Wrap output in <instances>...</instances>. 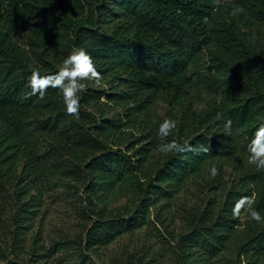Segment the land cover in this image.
I'll return each mask as SVG.
<instances>
[{
	"label": "trees",
	"instance_id": "1",
	"mask_svg": "<svg viewBox=\"0 0 264 264\" xmlns=\"http://www.w3.org/2000/svg\"><path fill=\"white\" fill-rule=\"evenodd\" d=\"M236 5L245 12L231 15ZM74 47L103 75L99 86L84 81L79 119L59 89L24 99L32 71L56 72ZM168 118V140L209 152L160 153ZM262 121L264 0H0L4 264H57L60 250L61 263L96 264L90 252L127 235L142 248L109 264H264V223L232 216L253 194L264 216V170L247 151ZM193 186L198 200L179 215L174 202ZM57 190L80 202L83 233L48 245L46 201Z\"/></svg>",
	"mask_w": 264,
	"mask_h": 264
},
{
	"label": "clouds",
	"instance_id": "2",
	"mask_svg": "<svg viewBox=\"0 0 264 264\" xmlns=\"http://www.w3.org/2000/svg\"><path fill=\"white\" fill-rule=\"evenodd\" d=\"M245 12V9L236 5L231 15L237 16ZM204 24L209 23V18H202ZM103 80L101 71L97 69L96 62L90 52L84 47H74L70 53L64 58L61 66L54 73L41 74L40 71H32L28 78L30 91L24 96L28 99L32 96H38L43 100L49 88L59 89L62 93L63 103L66 108V115L79 119L80 116V100L81 93L87 90V85L84 81H93L97 86ZM177 128V121L171 118L164 119L159 124L158 136L160 138L159 152L162 154H181V153H207L209 146L193 145L191 143H180L177 140H168V137L173 134ZM225 133L231 135L232 121L227 120L224 125ZM249 153L248 163L254 165L257 171L264 170V121L260 122L255 129L251 139L247 144ZM211 177L218 175L216 166L210 168ZM253 195H242L232 208V216L234 219H239L241 212L246 211L251 220L257 223H264V216L259 211L255 210Z\"/></svg>",
	"mask_w": 264,
	"mask_h": 264
},
{
	"label": "rangeland",
	"instance_id": "3",
	"mask_svg": "<svg viewBox=\"0 0 264 264\" xmlns=\"http://www.w3.org/2000/svg\"><path fill=\"white\" fill-rule=\"evenodd\" d=\"M24 40L25 37H22L23 42ZM195 189L196 186H193L192 190L183 194L181 199L174 202L173 208L176 213L181 215V212H183L185 207L188 208V206L193 205L198 200V195ZM62 192V190H57V192H54L46 201L48 212L46 213L45 234L47 236L46 240L48 245H50L52 237L57 238L63 236L65 239L69 240L70 238H74L76 235L83 233V225L78 217V210L75 209V205H73L77 204L78 207H81L80 202L75 201V195L62 194ZM163 232L167 235L164 229ZM136 240V236H124L111 245L108 251L105 250L99 254L90 252L89 256L96 264H109L112 255L122 253L125 249L132 251L137 248V250H140L142 248V242L138 243ZM66 253V250L56 251L54 254L55 263L60 264L62 260H64V255ZM4 262L5 261H3L0 256V264H4Z\"/></svg>",
	"mask_w": 264,
	"mask_h": 264
}]
</instances>
